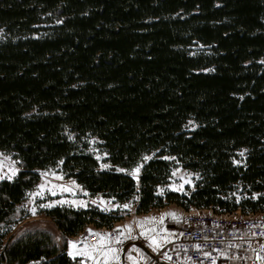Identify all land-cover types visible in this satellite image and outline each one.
I'll list each match as a JSON object with an SVG mask.
<instances>
[{
  "label": "trees",
  "instance_id": "1",
  "mask_svg": "<svg viewBox=\"0 0 264 264\" xmlns=\"http://www.w3.org/2000/svg\"><path fill=\"white\" fill-rule=\"evenodd\" d=\"M0 30V151L21 167L0 181V264H73L64 237L118 221L55 207L61 239L15 230L39 171L59 164L92 195H138V214L264 213V0H0ZM137 164L139 192L117 171ZM177 164L195 188L159 195Z\"/></svg>",
  "mask_w": 264,
  "mask_h": 264
},
{
  "label": "rangeland",
  "instance_id": "2",
  "mask_svg": "<svg viewBox=\"0 0 264 264\" xmlns=\"http://www.w3.org/2000/svg\"><path fill=\"white\" fill-rule=\"evenodd\" d=\"M2 32L0 30V36ZM191 128L193 126V123L189 125ZM98 141L94 138L88 140V151L91 152L96 158L99 157V169L100 170H109L112 168L110 163L106 161V155L102 151V149L98 146ZM0 163L3 164V167H0V175H4L5 173L11 174L9 172V167H14L18 169V172L21 170V167L19 166L18 162L14 160L10 155L3 153L0 151ZM7 157V159H5ZM108 164V168H102L101 165ZM142 168V167H141ZM18 172L15 176H13L14 180ZM125 173L130 174L131 170L124 171ZM141 172V169H140ZM138 173V181L136 178H134L137 182V191L140 190V182H139V175ZM173 172L176 173V175H173ZM44 173L45 175H42ZM52 173H55L56 175H52ZM40 180L36 184V186L27 193L26 198L24 201L19 204L18 207V214L22 217H25L24 221L15 227V230H19L18 232H25L29 230H42L50 233L52 236L56 237V239H61V233L56 229L54 226V223L51 219L47 218L44 214L45 211L55 208V207H68L73 209H86L91 207H96L98 210L108 213V214H114L118 219V224L116 225L119 230L114 235L111 232H105L108 234V236L111 237L113 234L116 238L119 236L120 242L114 243L112 246L115 247L118 250L119 254V261H110L109 264L114 263H120L121 262V252L123 249V246L126 243L139 241L144 244L146 238L150 236L151 234H157V237L161 239H166L167 237L169 239H174L177 234L178 230L182 226H223V227H230L233 225H239L242 223H249V224H255L260 221H264V214H257V215H242L241 212L234 213V214H224V215H217L215 214L211 209H198L193 206H189L188 208H185L183 206H179L175 203H169L165 202L164 206L162 208H153L150 210V212L146 214H138L136 212V206L137 201L136 199H133V197L126 202H114L112 199L105 198L101 194L92 195L87 190H85L81 184H79L75 179L72 178H66L65 174L62 172L60 164L56 167H51L46 170H40L39 171ZM132 176V175H131ZM133 177V176H132ZM181 177H184L186 180H191V184L184 183V191H173L171 188L168 187V185H175L178 186L183 181L181 180ZM7 180V179H4ZM0 180V181H4ZM11 180V181H12ZM197 180V176L184 169L181 164H177L175 168L172 170L171 176L168 180V183L160 186L158 188V194H160V189H163V195L168 191L178 192L180 194H187L191 190L195 188V182ZM9 181V180H7ZM72 181H75V184L72 183ZM44 184L45 188L43 190L38 189V185ZM55 185L53 191L55 194H53V191H50L49 189H52V186ZM60 185H63L65 187H69L72 189V191H62L60 189ZM76 185H79L80 187H76ZM42 191V195H37L35 197L29 196V193L32 192H38ZM138 196V195H135ZM103 200V204H101V201ZM72 201H84L87 204V207H80V206H73ZM95 201V203H93ZM58 202V203H54ZM125 203H130L132 205L131 210L127 208L122 207H113V205H124ZM43 204H52V207H41ZM35 207L36 211L35 214L31 211V209ZM107 207L109 210L104 211L103 208ZM169 213H174L175 215H168ZM163 216V223L160 222V218ZM155 217L156 219L148 220L146 218ZM127 226V227H126ZM143 226V227H142ZM88 230L95 231L96 228H98L95 225H88L86 226ZM130 229V231H129ZM144 231L145 235H141V232ZM99 233V234H105ZM122 233V235H121ZM65 243L67 244V250L69 251L71 245L69 244L70 241H73L70 237H64ZM64 241V240H62ZM100 241V235H98V240L95 243H87L89 250L91 249L92 245H98ZM85 246L83 248H80L81 250L85 249ZM77 247V246H76ZM67 251V252H68ZM93 255H98L97 253L93 252ZM129 257H132L133 259H129ZM125 258L128 262V264H146L148 261L145 254L136 246H131L128 248ZM98 259L100 261V264H103V257L98 256ZM137 259V262H136ZM76 262L73 264H96V261L93 259H90L86 256H78L76 259ZM31 264H39V263H31ZM177 264H193L190 262H182ZM264 264V263H260Z\"/></svg>",
  "mask_w": 264,
  "mask_h": 264
},
{
  "label": "built area",
  "instance_id": "3",
  "mask_svg": "<svg viewBox=\"0 0 264 264\" xmlns=\"http://www.w3.org/2000/svg\"><path fill=\"white\" fill-rule=\"evenodd\" d=\"M117 224L103 226L99 230L115 232ZM73 238L77 240L78 247H83L87 242L96 241L97 235H86L83 231ZM147 244L155 258L171 263L191 260L195 264H256L264 260V221L252 225L241 222L230 227L186 226L180 229L177 239L159 243L156 250H153L150 240Z\"/></svg>",
  "mask_w": 264,
  "mask_h": 264
},
{
  "label": "snow or ice",
  "instance_id": "4",
  "mask_svg": "<svg viewBox=\"0 0 264 264\" xmlns=\"http://www.w3.org/2000/svg\"><path fill=\"white\" fill-rule=\"evenodd\" d=\"M204 71H208V70L205 69ZM72 138L73 137L70 135L69 139H72ZM243 154H244L243 152L240 153L241 156H243ZM0 155H2V154H0ZM105 155H107V153H105ZM163 158L168 159V157H163ZM5 159H7V157ZM97 159H99V157H97ZM142 159L144 161H147L150 159V157L144 156ZM235 162L239 163V161H235ZM0 167H3L2 163H0ZM101 167L102 168H108L109 165L103 164V165H101ZM141 167H142V164H137V166L135 168H133L130 172V175H132L134 178H136L137 181H138V173L140 172ZM117 171L124 172L126 170L125 169H117ZM9 172L11 174L5 173L4 175H0V180L7 179V180L11 181L13 179V176H15L17 174L18 169L14 168V167H9ZM42 175H45V174L42 173ZM52 175H56V174L52 173ZM173 175L175 176L176 173L173 172ZM181 180L183 181V183H181L180 185H178V186L168 185V187L171 188L173 191H184V183H187V184L192 183L191 180H186L184 177H181ZM72 183L75 184V181H72ZM37 187H38V189L43 190L45 188V185L41 184V185H38ZM55 187H57V186L53 185L52 189H49V190L53 191V189ZM59 187L62 191H72L71 188L65 187L63 185H60ZM76 187L79 188L80 186L76 185ZM42 194H43L42 191H38V192L29 193L28 195L35 197L37 195H42ZM53 194H55L54 191H53ZM160 194L163 195V189H160ZM133 199L138 200L139 197L134 196ZM54 203H58V202H54ZM71 203L73 206L87 207V204L84 201H72ZM93 203H95V201H93ZM103 203L104 202L102 200L101 204H103ZM41 207H49L50 208V207H52V204H43V205H41ZM113 207H122V208H127V209L131 210L132 205L130 203H125L124 205H113ZM103 210L108 211L109 209L107 207H104ZM31 211L35 214V211H36L35 207H33L31 209ZM168 215L174 216L175 214L169 213ZM146 219L154 221L156 218L151 217V218H146ZM160 222L163 223V216H161ZM89 231H91V230H89ZM129 231H130V229H129ZM97 235H100L99 244L98 245H92L90 250H89L87 245L85 246L84 250L78 249L76 247L77 242L76 241H70L69 244L71 245V247L68 251V255L73 260H75L78 256H86V257L96 261V264H100L98 256L103 257V264H109L110 261H119L118 250L112 246L114 243L120 242L119 236H117L116 238H112V237L108 236V234H106V233L105 234H98L97 233ZM121 235H122V233H121ZM141 235H145V232L142 231ZM147 238L151 241V244L153 246V250H156V248L160 247V244L158 243L157 238L155 236H148ZM197 247H199V246L197 245ZM93 252L97 253L98 255H93ZM165 255H167V254H165ZM205 255H208V254L205 253ZM168 258L170 259V257H168ZM257 258L259 259L260 257L257 256ZM129 259H133V258L129 257Z\"/></svg>",
  "mask_w": 264,
  "mask_h": 264
},
{
  "label": "water",
  "instance_id": "5",
  "mask_svg": "<svg viewBox=\"0 0 264 264\" xmlns=\"http://www.w3.org/2000/svg\"><path fill=\"white\" fill-rule=\"evenodd\" d=\"M130 246H136V247L142 249L145 253L149 254V252L147 251L145 246L139 241L127 243L124 247V253L126 252L127 248H129ZM122 259L124 260V254L122 255Z\"/></svg>",
  "mask_w": 264,
  "mask_h": 264
},
{
  "label": "bare ground",
  "instance_id": "6",
  "mask_svg": "<svg viewBox=\"0 0 264 264\" xmlns=\"http://www.w3.org/2000/svg\"><path fill=\"white\" fill-rule=\"evenodd\" d=\"M134 178V177H133ZM136 181V180H135ZM111 214V213H110ZM112 216H115L113 213L111 214ZM31 263H37V262H30V263H28V264H31Z\"/></svg>",
  "mask_w": 264,
  "mask_h": 264
},
{
  "label": "flooded vegetation",
  "instance_id": "7",
  "mask_svg": "<svg viewBox=\"0 0 264 264\" xmlns=\"http://www.w3.org/2000/svg\"><path fill=\"white\" fill-rule=\"evenodd\" d=\"M123 264V263H122ZM124 264H126V263H124Z\"/></svg>",
  "mask_w": 264,
  "mask_h": 264
},
{
  "label": "crops",
  "instance_id": "8",
  "mask_svg": "<svg viewBox=\"0 0 264 264\" xmlns=\"http://www.w3.org/2000/svg\"><path fill=\"white\" fill-rule=\"evenodd\" d=\"M128 262H129V260H128Z\"/></svg>",
  "mask_w": 264,
  "mask_h": 264
}]
</instances>
